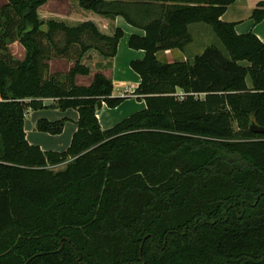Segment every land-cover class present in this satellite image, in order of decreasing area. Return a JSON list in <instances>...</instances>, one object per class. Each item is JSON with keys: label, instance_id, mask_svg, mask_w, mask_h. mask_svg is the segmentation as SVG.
I'll return each instance as SVG.
<instances>
[{"label": "trees", "instance_id": "trees-1", "mask_svg": "<svg viewBox=\"0 0 264 264\" xmlns=\"http://www.w3.org/2000/svg\"><path fill=\"white\" fill-rule=\"evenodd\" d=\"M48 1L0 6V264H264V133L250 130L264 127V43L221 19L236 0H67L66 13ZM118 15L145 30L129 46L145 51L131 67L146 108L103 130L97 108L125 99L98 67L112 68ZM195 23L225 50L161 61ZM52 58L71 63L68 82L47 75ZM43 108L78 111L66 150L26 139V114Z\"/></svg>", "mask_w": 264, "mask_h": 264}, {"label": "crops", "instance_id": "crops-1", "mask_svg": "<svg viewBox=\"0 0 264 264\" xmlns=\"http://www.w3.org/2000/svg\"><path fill=\"white\" fill-rule=\"evenodd\" d=\"M64 1L65 4H68L67 0ZM260 5H263L264 8V0H236L228 6L221 19L224 22L234 23L235 30L238 34L253 32L264 43V17L258 23L253 19V11ZM120 17H122V19ZM115 23L116 26L122 30L123 28L125 30L127 29L126 36L119 41L112 68L105 73L112 78L114 84L113 96L124 97L125 99L116 107H109L106 103H102L97 108V117L103 130L115 126L135 112L146 108L145 100L142 97L138 98L137 95L134 94L141 83V77L131 67V62L133 60H141L144 58L145 51L143 49H133L129 46L131 35L137 34L144 36L145 30L141 27L129 24V22L120 15L115 18ZM196 24L197 23L191 24L190 30ZM43 28L47 29V26L43 25ZM16 44L17 42H14L11 45ZM21 47L23 59L25 56V49L22 45ZM202 51L200 53H202ZM167 53H171V51L168 50ZM186 58L187 57L184 59ZM247 83L249 86H252L249 78L247 79ZM46 103L50 104L51 100H46ZM64 117L68 118V121H66L64 130L60 134L47 133L37 128L39 119L45 118L53 121ZM78 119L79 113L73 108H69L66 111H61L58 108L30 109L24 121L26 139L32 145H38L43 151H64L70 145L73 134L77 130Z\"/></svg>", "mask_w": 264, "mask_h": 264}, {"label": "rangeland", "instance_id": "rangeland-1", "mask_svg": "<svg viewBox=\"0 0 264 264\" xmlns=\"http://www.w3.org/2000/svg\"><path fill=\"white\" fill-rule=\"evenodd\" d=\"M7 0H0V6H2ZM44 10L47 12L57 11L61 13H66L68 9L70 8L69 3L65 4L64 0H50L44 7ZM122 19V17H120ZM130 24V23H129ZM127 30V29H126ZM126 30L123 28V35L120 38L119 41H121L126 36ZM193 36V41L186 47L184 52H181L179 50H170L171 53H167V51H162L158 53V57L161 61H175V60H183L185 57L189 60H193L194 56L200 53L202 50H204L209 45H215L223 50H225L223 44L219 40V38L216 36L214 30L210 25L204 24V23H197L193 28L190 30ZM10 52L13 55V58L20 60L22 59V47L17 42L16 45H11ZM181 52V53H180ZM71 63L66 61L65 59L61 58H52L50 60V68L49 72L47 73L48 76L51 74H57L60 81H67V71L69 69V66ZM100 69L108 71L104 65L100 64L98 66ZM90 77H84L79 76L78 77V83H88ZM246 122V120L244 121ZM238 123L235 121L234 127L235 130H237ZM64 164V163H63ZM57 166L65 167L64 165H54L51 166V168L54 169H60L56 168Z\"/></svg>", "mask_w": 264, "mask_h": 264}, {"label": "water", "instance_id": "water-1", "mask_svg": "<svg viewBox=\"0 0 264 264\" xmlns=\"http://www.w3.org/2000/svg\"><path fill=\"white\" fill-rule=\"evenodd\" d=\"M250 130L255 133H264V127L259 126L253 118H251Z\"/></svg>", "mask_w": 264, "mask_h": 264}, {"label": "built area", "instance_id": "built-area-1", "mask_svg": "<svg viewBox=\"0 0 264 264\" xmlns=\"http://www.w3.org/2000/svg\"><path fill=\"white\" fill-rule=\"evenodd\" d=\"M56 168H61V166H57Z\"/></svg>", "mask_w": 264, "mask_h": 264}]
</instances>
